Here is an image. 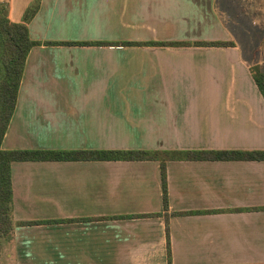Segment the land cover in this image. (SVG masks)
Returning a JSON list of instances; mask_svg holds the SVG:
<instances>
[{"label": "crops", "instance_id": "0c3cea01", "mask_svg": "<svg viewBox=\"0 0 264 264\" xmlns=\"http://www.w3.org/2000/svg\"><path fill=\"white\" fill-rule=\"evenodd\" d=\"M29 28L4 150H264V0H42ZM161 171L14 163V264H264V162H169L168 209Z\"/></svg>", "mask_w": 264, "mask_h": 264}, {"label": "trees", "instance_id": "16d2710c", "mask_svg": "<svg viewBox=\"0 0 264 264\" xmlns=\"http://www.w3.org/2000/svg\"><path fill=\"white\" fill-rule=\"evenodd\" d=\"M42 0H35L26 10L23 20H11L7 6L0 5V255L3 241H11L18 226L13 217L12 165L17 162H80V161H157L161 163L164 202L168 209L167 163L173 161L264 162L262 151H6L5 136L16 111L21 84L30 52L41 43L31 39L29 25L38 14ZM122 46L181 47L185 43H122ZM233 43H200L199 46L229 47ZM256 85L264 97V71L260 66L251 68ZM168 226V224H167ZM169 263L171 251L169 245Z\"/></svg>", "mask_w": 264, "mask_h": 264}, {"label": "rangeland", "instance_id": "374dc122", "mask_svg": "<svg viewBox=\"0 0 264 264\" xmlns=\"http://www.w3.org/2000/svg\"><path fill=\"white\" fill-rule=\"evenodd\" d=\"M14 239V236H13ZM13 239L11 241L8 240H4L3 241V251L2 254L0 255V264H14L13 259L11 258V254L12 253V243H13Z\"/></svg>", "mask_w": 264, "mask_h": 264}]
</instances>
